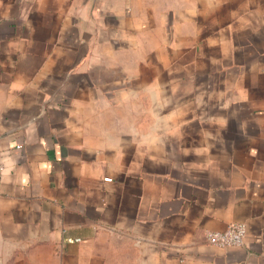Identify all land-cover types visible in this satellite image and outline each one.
<instances>
[{
    "label": "crops",
    "instance_id": "0c3cea01",
    "mask_svg": "<svg viewBox=\"0 0 264 264\" xmlns=\"http://www.w3.org/2000/svg\"><path fill=\"white\" fill-rule=\"evenodd\" d=\"M0 164V264H264V0H0Z\"/></svg>",
    "mask_w": 264,
    "mask_h": 264
},
{
    "label": "built area",
    "instance_id": "2783aa9c",
    "mask_svg": "<svg viewBox=\"0 0 264 264\" xmlns=\"http://www.w3.org/2000/svg\"><path fill=\"white\" fill-rule=\"evenodd\" d=\"M2 175V165L0 164V182ZM245 235V226L241 223L229 224L223 231H209L205 234L207 245L216 248H232L242 244Z\"/></svg>",
    "mask_w": 264,
    "mask_h": 264
}]
</instances>
